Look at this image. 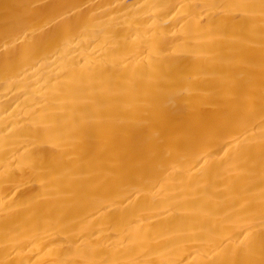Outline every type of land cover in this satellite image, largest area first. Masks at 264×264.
I'll list each match as a JSON object with an SVG mask.
<instances>
[{
  "label": "bare ground",
  "instance_id": "obj_1",
  "mask_svg": "<svg viewBox=\"0 0 264 264\" xmlns=\"http://www.w3.org/2000/svg\"><path fill=\"white\" fill-rule=\"evenodd\" d=\"M0 264H264V0H0Z\"/></svg>",
  "mask_w": 264,
  "mask_h": 264
}]
</instances>
